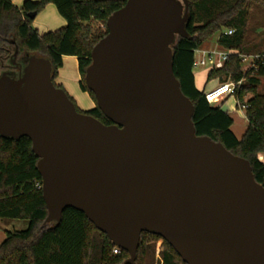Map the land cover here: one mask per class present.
Instances as JSON below:
<instances>
[{"label":"water","instance_id":"1","mask_svg":"<svg viewBox=\"0 0 264 264\" xmlns=\"http://www.w3.org/2000/svg\"><path fill=\"white\" fill-rule=\"evenodd\" d=\"M188 21L189 0H127L109 16L84 77L112 124L77 110L50 59L12 60L0 74V136L31 139L46 222L84 212L126 263L148 232L187 264H264V185L249 160L197 134L174 73Z\"/></svg>","mask_w":264,"mask_h":264},{"label":"trees","instance_id":"2","mask_svg":"<svg viewBox=\"0 0 264 264\" xmlns=\"http://www.w3.org/2000/svg\"><path fill=\"white\" fill-rule=\"evenodd\" d=\"M126 1L25 0L17 6L11 0H0V74L9 68L12 60L21 61L35 54L50 59L52 79L57 87L64 89L55 80L63 66V57L75 56L80 86L96 102L84 77L92 62L91 52L107 35L109 16ZM49 3L56 6L66 25L40 34L33 27L34 18L29 13L38 14ZM254 18L256 24L251 27ZM186 29L188 37L177 36L172 45L173 64L183 93L194 104L197 134L209 136L233 154L249 160L255 179L264 185V162L259 159L264 153V93L260 91L264 64L253 72L249 70L251 63L243 62L239 56V53L264 54V0H189ZM228 30H233L232 34H226ZM251 31L255 34L252 37ZM217 33V45L236 53L229 55L223 66L209 70L207 80L218 77L221 83L244 81L233 92L238 106H245L248 121L241 139L232 130L234 119L230 113L221 104L209 103L206 92L199 90L195 82V50ZM76 108L105 124L113 123L97 102L89 111ZM38 161L29 137L16 140L0 136V218L30 221L25 230L7 232L0 245V264H130L126 263L130 254L123 249L115 254L116 245L84 212L68 207L60 223L46 222L48 209ZM134 264L187 263L164 238L143 232Z\"/></svg>","mask_w":264,"mask_h":264},{"label":"rangeland","instance_id":"3","mask_svg":"<svg viewBox=\"0 0 264 264\" xmlns=\"http://www.w3.org/2000/svg\"><path fill=\"white\" fill-rule=\"evenodd\" d=\"M57 15H58L57 13L54 15V12L52 14L48 10L47 11L42 10L34 18L32 25L35 29L37 28L38 32H41V33L43 31L46 32L48 29L44 30L45 27H48V25H54V23H56L55 19H56ZM251 24H252L251 27H253L256 24L255 18L251 21ZM218 35H219V33L208 38L202 47L205 49L216 48ZM254 35H255L254 32L251 31L250 36L252 37ZM77 70H78L77 65H75V64L72 65L71 63H69L66 65V70H64V71H62V73H60V76L63 77L64 79L68 80V82L66 84L67 86L63 87L65 89V91L68 93V95L70 97H72V99L74 100L78 109L85 112V111L90 110V108L88 106V98H89L88 96H90V95L87 92L82 90V88L80 86V79L79 80L76 79L75 74L77 73ZM78 72H79V70H78ZM208 72H209L208 67H200L199 66V67H196L194 69V73H195V76L197 78V81L202 82V83L205 80ZM58 74H59V72H58ZM213 80H215V84L221 83V81L218 77L215 79H212V81ZM261 90H264V83L260 87V91ZM82 94H85V95H82ZM218 102H222V100H218ZM237 105H238V100L235 97H230L225 101V103L223 105V109L234 114L235 121H234L233 127L238 129V130H242L244 133L246 131L247 122L245 120V117H243L241 110L239 108H237ZM243 133L241 134L240 139L242 138ZM158 244H161L160 241Z\"/></svg>","mask_w":264,"mask_h":264},{"label":"crops","instance_id":"4","mask_svg":"<svg viewBox=\"0 0 264 264\" xmlns=\"http://www.w3.org/2000/svg\"><path fill=\"white\" fill-rule=\"evenodd\" d=\"M11 1L15 5L21 6L25 0H11ZM33 1H37V0H33ZM44 10H46V11L48 10L52 14L54 12V15L57 13L59 16L57 15V17L55 19L56 20V23H54V25H48V27H45V29H44V30H46V29H48V30L46 32L43 31L42 33L39 32L40 34L47 33V32H49V30L50 31H55L57 29H60L62 27H65L66 20L59 14V12H58V10H57V8H56V6L54 4H52V3L47 4L46 7L44 8ZM69 63H71L72 65L75 64V65L78 66L77 57H75V56H69V57L68 56H64L63 57V66L59 70L58 77L55 80L57 84H60L63 87H66L67 86L66 84H67L68 80H66L63 77H61L60 76V73H62V71H64V70H66V65L69 64ZM75 77H76L77 80L80 79V74H79L78 70H77V73L75 74ZM195 82H196L197 88L199 90L205 91V92L211 90L214 86L217 85V84H215V80L208 81L207 80V76H206L205 80L203 81V83L202 82H198L197 81V78L195 76ZM261 91H263V93H264V90H261ZM82 95H85V94H82ZM88 97H89L88 98V106H89L90 109H92V108H94L96 106V102L90 96H88ZM230 97H235V96L233 94L227 95L226 98H224L222 100V102H219L218 104L224 105L225 101L228 98H230ZM237 108H239L241 110V112L243 114V117H245V120H246L247 126H248V121H247V118H246L245 110L242 107H239L238 105H237ZM229 113H230V115L234 119V114H232L231 112H229ZM234 121H235V119H234ZM233 125H234V123H233ZM233 125H232V130L235 133L236 137L238 139H240V136L243 133V131L234 128ZM246 129H247V127H246ZM244 133H243V135H244ZM259 159L264 162V153H261L259 155ZM29 222L30 221H28L26 219L0 218V245L5 240L6 234H7L8 231H11L12 232V231H15V230H25V229L28 228Z\"/></svg>","mask_w":264,"mask_h":264},{"label":"built area","instance_id":"5","mask_svg":"<svg viewBox=\"0 0 264 264\" xmlns=\"http://www.w3.org/2000/svg\"><path fill=\"white\" fill-rule=\"evenodd\" d=\"M233 30H228L226 34H232ZM236 53V51L225 50L220 48L218 45L214 49H205L203 47L195 50V61L194 69L196 67H208L209 70L213 68H219L227 61L229 55ZM243 62H250L249 70L256 72L259 70L260 65L264 64V54H241L239 53ZM244 82L228 81L225 83H220L214 86L211 90L206 92L207 101L211 104H218V100H223L227 95L233 94L235 89ZM244 109L245 106H242ZM42 187V186H38ZM115 254L121 252V248L116 246L113 250Z\"/></svg>","mask_w":264,"mask_h":264},{"label":"flooded vegetation","instance_id":"6","mask_svg":"<svg viewBox=\"0 0 264 264\" xmlns=\"http://www.w3.org/2000/svg\"><path fill=\"white\" fill-rule=\"evenodd\" d=\"M6 70H9V71H11L12 73L14 72V70H13V69H9V68H8V69H6ZM6 70H5V71H6Z\"/></svg>","mask_w":264,"mask_h":264}]
</instances>
